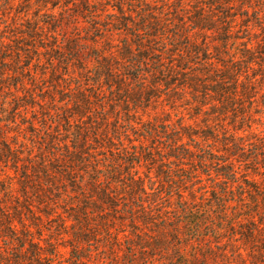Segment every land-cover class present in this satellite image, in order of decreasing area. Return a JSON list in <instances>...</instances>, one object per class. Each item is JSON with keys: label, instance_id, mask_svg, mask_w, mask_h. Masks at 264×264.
Masks as SVG:
<instances>
[{"label": "rangeland", "instance_id": "obj_1", "mask_svg": "<svg viewBox=\"0 0 264 264\" xmlns=\"http://www.w3.org/2000/svg\"><path fill=\"white\" fill-rule=\"evenodd\" d=\"M73 1L74 4L67 9L58 7L48 10L50 8L48 7L42 11L41 18H38L39 27L43 30L38 32L36 38L43 41H36L43 42V46H48L47 48L52 42H57L60 47H71L74 44L76 49L53 53L42 50V55L37 57L40 58L38 59L41 60L40 63L34 62L27 66L30 62L23 60V66L19 67L18 79L7 82L11 88H8V85L5 87L1 85L3 88L0 89V123L5 126L0 129V134L12 143L14 151L19 153L20 160L18 165H14L13 161L8 164L0 162V175L7 178L9 188L14 186L12 189L16 200L20 199L18 195L20 177L16 171L22 172L27 164L41 162L42 158L48 160V164L54 159L65 160L68 157L66 148L70 147L72 150V144L65 141L68 138L71 140L72 134L77 131L82 134L80 137H86L84 152L87 154L88 163L80 168L87 174L82 175L75 171L72 176L80 185L78 189L80 196L69 190L70 197L64 195L60 200L62 208L67 205L65 212L59 208L57 215L48 218L42 216L40 225L29 235L34 237L36 242H40L42 247H47L49 254H59L60 259L54 263L49 262L52 264H230V262L255 264L258 252L259 257L264 256L262 253L264 243L254 244L248 241L251 244L243 245L242 242L247 235L238 240L228 236L229 233L218 240L219 236L214 237L217 232L210 228L213 224L204 230L205 236L210 237L196 241L195 227L185 228L183 222L186 217L178 215L177 211L183 206L195 207V201L210 197L209 192L214 186L218 187L216 174L221 170V166H224L219 164L220 162L227 164L225 162L228 160L231 162L228 167L232 169L234 167L242 176V180L233 187L236 198L240 193L254 192L256 187L259 188L256 190L257 195L251 196L248 193L247 201L232 199L229 211L235 214L241 209L244 216H250V211L258 209L260 213L255 217L257 222L249 221L247 227L252 226L257 240L261 239L260 236L264 238V183L260 178L264 170H260L253 163H242L240 159H235L236 157L225 156L223 153L225 148L219 143L225 141L227 137H220L221 142L214 140L207 143L208 146L199 142L202 140L197 134L206 130L207 119L203 114L195 115V97L191 95L189 89L177 87L180 88L176 89L178 93L167 88L159 89L155 93L158 98L151 99L147 109L138 110V115L134 113L126 115L120 108L119 101L122 98L119 96L126 95L128 86L125 85L123 92H119V89L105 84L104 78H99L98 63L101 61L94 60L96 54L104 55L105 51L109 54L112 52L108 58L120 56L125 45H131L132 52L141 56L145 51L138 42H142L145 46L150 44L152 48L149 55L145 53L148 58L150 56L147 69L150 74L162 65L167 70L172 68V58L174 61L185 60L183 68H188V71H180L175 67V71L195 74V63L190 65L187 63L190 49H187L186 45L195 43L197 38L195 26L191 23L197 6L195 0H88L90 2L88 8L83 6L85 0ZM8 5L9 10L6 11ZM119 5L123 6L126 14L124 16L132 27L128 34L116 31V26H119L117 22L122 17L115 9ZM23 8L25 7L21 0H0V27L3 28L0 37L17 40L16 38L22 35L19 33L27 30L26 23L34 21L36 18L34 11L38 10L31 9L26 15L21 13ZM152 18L159 20V26L164 25L166 29L159 27L152 43H147L153 31L146 25L141 29L135 26H140L143 21H152ZM181 28L184 29L183 33L179 32ZM131 34H135V39L130 36ZM180 35L182 40L178 41ZM30 36L31 34L28 37L24 35V39L20 38L19 42L31 44L33 41ZM49 56H55L62 62L58 60L51 62ZM160 60L164 63L156 66L155 62ZM130 62L133 63V60L124 61V64L133 66ZM150 76L146 77V84H130L131 90H135L136 93L144 90L141 95L144 97L151 87ZM17 81L21 83L14 86ZM18 99L22 102L19 109L16 104ZM86 101L91 104L89 113L79 118V112L81 114L88 111L87 107H84ZM256 103L251 117L257 131L255 136L263 139L264 99L259 98ZM106 119L107 123L104 121ZM130 119L139 124L129 123ZM223 125L230 128L227 122L219 126L222 128ZM181 127L189 128L192 134H195V139L180 137L179 144L171 143V139L180 133L178 131ZM227 132L232 134V130ZM258 133H262V137H259ZM96 134L102 136L98 137ZM55 139L57 142L52 144ZM3 142L0 136V147ZM209 148L214 152L212 153ZM250 153L251 149L248 151L249 155ZM188 156L194 157L196 161L214 158L219 162L204 167L197 162L194 164L188 162L186 160ZM187 165L192 166L191 171H188ZM114 169L120 172L121 176H117L118 184L112 186L108 178ZM251 170L256 174L251 173ZM181 177H187L189 181L184 184L183 190H177L172 199H167L165 194L163 197L160 196L161 192L170 190L168 184L171 181L178 185ZM253 177H256L257 181H252ZM128 181L139 182L142 186L144 193L135 202L129 201L127 196L119 192L123 188L122 184ZM241 184L247 186L242 187ZM110 185L115 188L111 192L114 194L112 196L116 197L118 218L124 222L120 223L117 218L113 219L110 215L95 214L91 209L98 201L97 195L94 194L93 198V190L104 191L111 188ZM156 195L162 198L157 202H149L154 200ZM82 198L91 200L87 204L89 206L87 220L90 224L87 232H90V235H87L86 241L82 244L74 245L73 231L69 228L75 227V224L67 217V213L71 210L80 211L82 206L79 199ZM254 198L256 199L253 202ZM69 199L73 201L70 202ZM87 205L84 204L83 208ZM25 216L28 218V215ZM143 221L148 225L143 226ZM21 243L20 246L14 244L18 248H8L7 264H15L16 256L24 258L25 251L30 250V244ZM159 243L161 251L151 249ZM0 245L7 248L9 243L0 241ZM22 247L23 253L16 255L17 250ZM259 259L263 260L261 264H264V258Z\"/></svg>", "mask_w": 264, "mask_h": 264}, {"label": "trees", "instance_id": "obj_2", "mask_svg": "<svg viewBox=\"0 0 264 264\" xmlns=\"http://www.w3.org/2000/svg\"><path fill=\"white\" fill-rule=\"evenodd\" d=\"M21 1L25 7L21 13L28 15L31 9L38 11H34L36 12V18H34L33 22L26 23L27 30L20 32L19 34L22 35L21 37H17V40L12 41L5 36L0 37V89L8 85L7 82L18 79L17 76L20 74L19 67L23 66V60L29 61L30 64L27 66H30L34 62L40 63L41 60H38L40 58L37 57L42 55V50L53 53L66 49L69 51L76 49L74 44L71 47H60L57 42H52L49 48H47L48 46H43V42H39L43 41L42 39L36 38L39 35L38 32L43 30L39 27V18H41L42 11L48 7H50L48 10L58 9V7L67 9L71 4H74L73 0ZM89 1L85 0L83 6L88 8ZM195 4L197 5L195 8V16L193 18L194 20H191V23L195 26L198 40L196 38L195 43L186 44L188 45L187 49H190V56L187 58V63L189 65L195 63V74L190 75L175 71V67L179 68L180 71H188V68H183L185 60L174 61L173 58V62L171 63L173 64L172 68L167 70L162 65L161 68L150 74L147 71L149 69L148 59H150V56L148 58L145 53L149 55L152 48L150 44L149 46H145L144 43L138 42L139 46L145 51L141 56H137L132 52L131 45H125L121 49L120 56L115 55L112 59L108 58L111 57L110 54L112 52L109 54L105 51L104 55L96 54L94 60L101 61L98 63L100 64L99 78L103 77L105 84L111 88L115 87L116 90L119 89V92H123L125 85L128 86L126 95L119 96L122 98L119 101L121 104L120 108L126 112V115H131V113L138 115V110L147 109L150 105V100L155 97L158 98V96H155V93L159 89L167 88L177 93L178 91L176 89H180L177 87L181 86L189 89L191 95L195 97V115L200 116L203 114L207 119L206 130H203L199 135L197 134V137L202 140L199 142L207 145V143H212L214 140L220 141V137H227L225 141L222 140L223 143L221 141L219 143L225 148L223 150L225 156L228 158L236 157L235 159H240L242 163H253L260 170H264V136L263 139L255 136L257 131L254 128L255 123L251 117L254 114L253 109L258 99H264V0H195ZM115 9L122 16L121 20L117 22L119 26H116V31L121 33L126 32L128 34L129 29L132 27L129 24V20L124 16L126 14H124L123 6H116ZM8 10L9 5L6 7V11ZM86 12L89 13V10L86 9ZM158 21L156 18H152V21H143V26H141L142 24L135 26L141 29V27H145L146 25L153 31L147 43H152L153 38L156 37L155 33L159 31L160 27ZM162 28L166 29L164 25H161L160 29ZM2 30L3 28L0 27V32H3ZM183 31L184 29L181 28L179 32L183 33ZM29 34H31L30 39L33 41L31 44L19 42L20 38L24 39V35L28 37ZM130 36L134 39L136 37L135 34H131ZM174 38L176 39V35ZM177 39L181 41L182 36L180 35ZM178 45L180 46L181 44L178 43ZM183 48L186 49V47ZM137 57L140 59H136ZM49 58L51 62L56 60L61 61L56 59L55 56H49ZM129 59L133 60V63L130 62L133 66H126L124 64V61L127 62ZM155 63L156 66H159V64L164 62L160 60ZM149 75L152 76V80L150 81L151 87H149V92L147 94L145 93L144 97L141 96L144 90L137 93L135 90H131L132 84H146V77ZM19 83L21 82L17 81L13 85H19ZM8 88H11V86ZM181 91H183L182 88ZM171 93L175 94V92ZM21 103L18 99L16 102L18 105L17 109L20 108ZM84 107H87L88 111L85 113L81 112V114L79 112V118H83L89 113L91 107L90 102L86 101ZM104 121L106 123L108 122L107 119ZM134 121L130 119L129 123H137V121ZM224 122H227L230 128H226L224 125L222 128L219 126ZM4 127V124L0 123V129ZM215 127L219 128L216 129ZM229 130H232V134L227 132ZM178 132L180 133L171 139V143L179 144L181 142L180 137H185L189 140L195 139V134H192L189 128L181 127ZM258 134L259 137H262V133ZM72 135L73 138L71 140L68 138L65 141V143L72 144V150H70V147L66 148L68 157L65 160L54 159L52 163L49 162L48 164V160L42 158L41 162L27 164L22 172L16 171L17 176L20 177L18 189L19 200H16L17 197H15L13 192L14 189L12 188L14 186L11 184L12 188H9L10 184L8 185L7 178L0 175V241L9 243L7 248H3L0 245V264L8 263L6 261V251L9 247L11 249L17 247L14 246L16 243L20 246V242H22L21 245L30 244L31 248L25 251L24 258L16 256L14 258L15 264H48L49 262L54 263L60 259L59 254H49L47 247H42L40 242H36L34 237H31L29 234H33L34 228L40 225L42 216L48 218L49 216L57 215L59 208L65 212L67 205H64L63 207L65 208H62L60 200L64 195L70 197L68 195L69 190L71 193H77V196H80V192L78 191L80 185L77 184L76 178L72 176L75 171L82 175L86 173L85 170L80 168L88 163L86 159L87 154L84 152L86 148V137H80L82 135L80 131ZM0 136L4 141L0 147V162L2 164H8L13 161L14 165H18L20 161L19 153L14 151L12 143H9L4 135L0 134ZM96 136L101 137L102 134H96ZM56 142L57 140L55 139L52 144ZM13 144L15 146L17 145V143ZM241 148H244V150H241ZM250 149L251 153L249 155L248 151ZM51 150L54 151V148ZM210 151L212 153L214 152L212 149ZM28 157H32V155H28ZM186 160L192 164L196 162L200 163L204 167L219 162L214 158H203L196 161L191 156H188ZM225 163L227 164L222 162L219 164L224 166H221V170L216 174L218 187L214 186L212 191L209 192L210 197L199 202L195 201V207L183 206L179 208L177 211L178 215L180 214L186 217L185 222H183L185 228L195 227V233H197L196 241H202V239L210 237L205 236L204 230L213 224L210 228L217 232L214 237L219 236L217 237L218 240L229 233L228 236H232V239L235 237L238 240L247 235L248 238L246 237L242 242L243 245L251 244L248 241H252L254 244H262L264 243V238L260 236L261 239L257 240L254 234L255 230L252 229V226L247 227L249 221L257 222L255 217L259 215L260 211L258 209L250 211V216H244V212L241 209L235 212V214H231L229 211L231 207L230 201L236 198L233 187L242 180V176L234 167L233 169L228 167L231 163L230 161L227 160ZM76 165L78 166L75 169ZM191 167L186 166L188 171H191ZM251 173L254 172L251 170ZM117 176H121V173L114 169L111 177L108 178L112 186L118 184ZM255 178L253 177L251 180L257 181ZM260 178L264 183V174ZM179 179L178 185H174L173 181H171L168 184L170 190L161 192L160 196L165 194L164 196L167 199H172L175 197L177 190H183L184 184L189 181L187 177H181ZM122 185L123 188L119 192L127 196L131 202H135L144 193L139 182L128 181ZM112 186L104 191L93 190V198L94 194L97 195L98 201L91 209L95 214L110 215L111 218H117L121 223L124 220L118 218V205L116 204V197L112 196L114 195L111 192L113 189ZM243 186L246 187L247 185ZM258 189L256 187V190ZM256 190L254 192L247 191V193H240L236 199H241V202L247 201L248 193L251 196L257 195ZM162 197L159 198L156 195V198L149 202H157ZM260 198L261 200L263 199L262 196ZM255 199H253V202ZM85 200L83 198L79 199V204L82 206L80 211L71 210L70 213H67V217L75 224V227L72 228L70 226L69 228L73 231L74 245L82 244L83 241H86L87 235H90V232H87V227L90 226L87 220V212L89 210L87 204L91 200L87 199L86 203ZM84 204L87 206L83 208ZM25 214L28 215V218H26ZM142 225L145 226L148 224L143 221ZM244 232L247 234H244ZM34 241L36 244H33L35 243ZM160 245L159 243L151 249H154L156 252L158 250L161 251ZM48 247L53 248L52 246ZM22 251L23 247L17 250L16 255H21L23 253ZM257 256L259 257V252ZM258 257L255 258V264L263 263V260L259 258H264V256ZM230 264L236 263L230 262Z\"/></svg>", "mask_w": 264, "mask_h": 264}]
</instances>
